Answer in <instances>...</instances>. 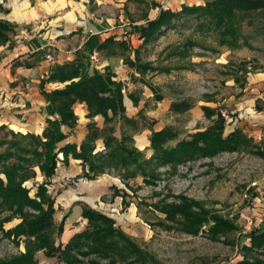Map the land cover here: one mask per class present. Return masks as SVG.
Segmentation results:
<instances>
[{
	"label": "rangeland",
	"instance_id": "rangeland-1",
	"mask_svg": "<svg viewBox=\"0 0 264 264\" xmlns=\"http://www.w3.org/2000/svg\"><path fill=\"white\" fill-rule=\"evenodd\" d=\"M139 3L143 5L142 13L154 8L151 2L139 0ZM181 23L144 46L136 42L138 35L133 31L130 42H124L126 49H117L121 64L130 70L124 81L128 85L120 90L123 98L128 100L127 87L131 84L129 91L143 102L140 106L147 113L146 123L152 121L157 131L169 128L176 132L177 139L170 146L211 125L202 116L199 109L202 106L216 109L224 119L222 136L238 129L251 143L235 151L187 160L175 167L148 161L144 176L137 174L122 179L124 171L129 175L133 170L113 167L93 179L84 175L73 177L68 184L80 194L73 195L77 199L72 204L63 201L68 198L65 193L61 194L63 188L55 194L49 183L44 184L46 196L53 201L55 246L61 248L75 233L91 229L80 217V209L84 207L112 219L113 228L140 251L134 256L127 249L101 253L99 257L78 256L75 264H228L242 259L264 264V242L258 248L247 250L251 236L264 235V218L259 216L264 210V11L236 14L232 25L238 39L234 44L232 41L220 44L219 35L210 24L198 30L192 18ZM126 61L140 65V69L129 67ZM95 70L110 73L114 81L109 69ZM149 87L161 97L159 102L153 100ZM141 88L147 91V98L140 95ZM166 101L184 102L190 109L174 114L168 110L170 104ZM120 132L129 134L128 129L122 132L118 123H114L113 135L119 138ZM9 133L16 134L5 128L0 132V140L11 139ZM149 134L143 130L132 137V147L144 160L149 159L151 151L147 147L139 148L134 139ZM4 147L0 146V152ZM60 163L63 156L58 162L56 153L55 167ZM34 172L35 177L22 184L31 198L36 186L44 183L37 168ZM0 178L4 179L1 175ZM80 178L82 182L78 183L76 179ZM103 181L106 184L103 188L89 192L90 185ZM184 204L190 212L202 213L205 217L197 228L184 223L179 215L167 214L173 207ZM7 218L8 221L0 222L1 260L24 253L27 241L22 235L3 236L2 231L20 223L16 215L2 211L0 221ZM215 218L226 222L230 229L212 235L209 231ZM63 219L62 231L57 235ZM34 259L36 264H70L56 256L45 257L42 251L36 252Z\"/></svg>",
	"mask_w": 264,
	"mask_h": 264
},
{
	"label": "trees",
	"instance_id": "trees-1",
	"mask_svg": "<svg viewBox=\"0 0 264 264\" xmlns=\"http://www.w3.org/2000/svg\"><path fill=\"white\" fill-rule=\"evenodd\" d=\"M152 7H156L151 2ZM264 11V0H204L203 5L185 6L181 5L179 11L172 12L168 9H159L155 19L146 21L136 29L141 45H147L156 41L168 30H174L178 24L192 18L196 28L201 30L205 25H212L219 35V43L231 42L234 44L238 39L237 30L232 25L238 13L246 14L251 12ZM11 27L0 20V43L7 40L6 32ZM132 32V30H131ZM192 46L190 42L186 43ZM125 50L124 41L113 42L112 38L106 39L100 50H113L112 48ZM107 54H112L108 52ZM129 67L137 71L140 65L126 61ZM144 70V67H142ZM141 70V71H143ZM112 75L108 72L100 73L90 69L89 64L80 60H72L62 65H54L50 68L45 78L47 83H58L62 87L50 92L40 90L41 96L46 103L48 118L45 119V126L40 134H13L11 139L0 140V146L5 147L0 152V213L8 211L16 215L20 223L11 230L2 231L6 238H16L20 235L27 238L24 245V253L8 259H0V264H36L34 254L42 251L45 257L61 258L64 262L75 264L78 256L95 255L101 253L121 252L127 249L129 255L140 254L137 247L132 245L118 230L113 228V220L104 215L82 207L80 217L86 220L89 228L75 233L69 241L60 248L54 245V230L52 229L53 208L51 201L45 194L44 184L54 174L56 153L63 157L70 155L73 159L79 160L83 173L88 179H93L105 173L109 168H131L133 174H121L122 179L131 178L134 175L144 176V167L154 162L158 166L175 167L187 160L198 157H207L218 152H231L241 147H247L251 143L238 129L233 130L227 136H222L224 119L216 109L200 107L204 119L210 120L211 125L202 132H196L188 136V139L176 141L174 145H168L177 139L175 131L169 128H162L159 131H152V124H147V117L142 109L138 110L135 117L128 118L124 114L122 105L123 95L120 90L123 84L111 80ZM152 98L159 102L161 97L156 95L154 89L149 87ZM126 97L133 107L137 106V100L132 94ZM84 104L86 118L100 116L103 120L102 128L98 129L94 123L86 124V135L79 144L76 152L74 145H64L57 148V144L64 140L65 134L62 128L72 130L76 124V117L73 114L72 106ZM190 109V105L184 102L170 103L168 110L174 114H181ZM149 121V120H148ZM118 123L120 131L128 129L129 134L120 132V137L113 135V124ZM0 127V132L4 131ZM143 130L150 132L148 149L151 155L144 160L141 153L132 147V137ZM102 142V152L94 151L95 141ZM34 168H37L43 177L44 183L36 186L33 197H29L28 190L22 184L35 177ZM36 198L38 201H36ZM33 211L32 212H29ZM173 217L179 215L189 226L197 228L205 217L190 212L188 205L175 206L167 213ZM65 218V217H63ZM63 219L57 227L55 234L60 235ZM8 221L2 219L0 222ZM1 224V223H0ZM194 228V227H193ZM188 229V228H187ZM229 225L215 218L210 233H223L228 231ZM32 238V241L28 240ZM250 245L247 250L258 248L264 242V235H255L249 238ZM121 249V250H120ZM85 250V253L82 251ZM228 264H260L259 261L242 259Z\"/></svg>",
	"mask_w": 264,
	"mask_h": 264
},
{
	"label": "crops",
	"instance_id": "crops-1",
	"mask_svg": "<svg viewBox=\"0 0 264 264\" xmlns=\"http://www.w3.org/2000/svg\"><path fill=\"white\" fill-rule=\"evenodd\" d=\"M144 1L154 2L156 7L142 13L143 5L139 0H0V20L11 27V31L5 33L7 40L0 43V127L22 135L28 133L40 136L44 121L48 118L47 105L40 90L50 92L62 87L58 83L45 82L50 68L72 60L87 64L86 58L92 51L100 56L99 67L109 69L114 74V81L128 85L124 81L130 70L121 64L122 57L116 53L117 49L113 47L112 51L100 50L99 45L110 37L115 43L122 41L123 32L128 36L124 42H130L132 32L146 21L155 19L159 9L176 12L181 5L198 6L204 2ZM132 12L134 18H131ZM135 37L138 39V36ZM108 52L112 54H107ZM46 55L50 57V61L45 60ZM89 68L94 69L90 65ZM132 87L129 84L127 94L133 95L137 106L134 108L129 100L122 99L124 114L128 118L135 117L143 104L137 94L129 91ZM140 90V95L147 98V91L142 88ZM166 103L170 104L169 101ZM72 111L76 117V125L72 130L62 128L65 138L57 144V148L74 145L77 152L86 135V124L92 122L100 129L103 120L100 116L87 119L84 104L75 103ZM152 131L157 130L152 126ZM148 136H137L134 139L139 148L148 147ZM94 146L93 153L103 150L100 140L95 141ZM84 172L86 168H82L80 161L67 155L63 157V163L56 165L48 183L55 194L57 189L63 188L61 194L68 196L63 201L72 204V200L77 199L73 195L80 193L72 190L68 183L73 177L83 176ZM82 179L76 180L80 183ZM105 185V181L90 185L89 192L94 193ZM58 205L61 206L60 203Z\"/></svg>",
	"mask_w": 264,
	"mask_h": 264
},
{
	"label": "built area",
	"instance_id": "built-area-1",
	"mask_svg": "<svg viewBox=\"0 0 264 264\" xmlns=\"http://www.w3.org/2000/svg\"><path fill=\"white\" fill-rule=\"evenodd\" d=\"M122 41H126L125 39V33L124 35H122ZM45 60L46 61H50V57L48 55L45 56ZM86 61L88 62V64L90 66H92L93 68H99V56L98 53L96 51H92L91 53H89V55L86 58ZM57 161H62V154L61 153H57ZM254 185H251V187H253ZM262 207L264 209V202L262 203ZM260 218H264V210L259 214Z\"/></svg>",
	"mask_w": 264,
	"mask_h": 264
}]
</instances>
